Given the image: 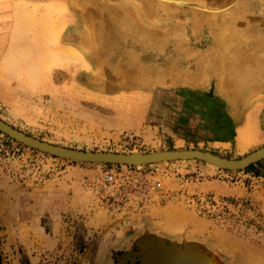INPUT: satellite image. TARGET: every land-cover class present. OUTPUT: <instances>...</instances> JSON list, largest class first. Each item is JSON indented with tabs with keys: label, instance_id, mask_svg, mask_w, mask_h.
I'll return each mask as SVG.
<instances>
[{
	"label": "rangeland",
	"instance_id": "rangeland-1",
	"mask_svg": "<svg viewBox=\"0 0 264 264\" xmlns=\"http://www.w3.org/2000/svg\"><path fill=\"white\" fill-rule=\"evenodd\" d=\"M163 1L169 14L142 0H0V119L82 151L202 150L238 160L263 148L264 86L238 99L223 91L206 67L215 40L202 44L194 30L198 0ZM255 9L251 23L264 27V7ZM108 10L134 32L179 38L185 56L177 40L161 53L135 46L140 65L127 73L120 53L132 46L110 49L97 26ZM32 17L31 28H15ZM110 166L0 131V264H137L144 254H158L157 264H264V160L240 171L201 161L143 166L162 189L138 211L115 209L101 191Z\"/></svg>",
	"mask_w": 264,
	"mask_h": 264
},
{
	"label": "bare ground",
	"instance_id": "bare-ground-1",
	"mask_svg": "<svg viewBox=\"0 0 264 264\" xmlns=\"http://www.w3.org/2000/svg\"><path fill=\"white\" fill-rule=\"evenodd\" d=\"M142 1L144 2L142 6L145 10L156 11L162 8L167 11L166 14L170 13L168 12L170 7L163 0ZM221 1L223 0H216V2L198 0L199 9L190 10V13L195 18L194 30L200 43H206L205 38H210L211 36H213L211 39L215 40L213 42L214 45L209 49L213 55L208 57L206 61V67L209 68L207 71L213 70L216 77L220 78L219 83L222 90L233 93L235 98L238 99L253 89L264 86V34L262 33V28L264 27L251 23L260 19L259 13L255 8L257 5L264 7V0H227L229 2L225 5H221ZM228 6L231 7L228 8ZM173 11L175 13L182 12L179 8H175ZM108 12L104 21L101 24L97 23V26L107 32L106 43L110 49L116 48L117 45L120 46V43L123 42L132 46L120 53L124 60V71L127 73L135 71L140 65L139 55L134 48L135 46L140 48L141 46L150 47L161 53L164 46L172 42H169V40H177L178 45L175 46V50L185 56L187 43H183L179 38H156L155 34L145 28H140L141 30L134 32V24H130L128 18L126 24L124 17L121 18V16H124L123 14H114V11L111 10H108ZM92 15L93 12H90L89 16L91 17ZM23 19L25 18H21L17 22L18 27L15 26L17 30L19 27H22V30L29 29L31 25L37 23L35 17L29 20L25 19V21ZM188 40L190 41V39ZM181 57L178 58V63H180ZM175 68L173 67V69ZM183 75L185 78L187 77V75ZM208 164L213 168L220 167L212 163ZM100 165L108 166L106 164Z\"/></svg>",
	"mask_w": 264,
	"mask_h": 264
},
{
	"label": "water",
	"instance_id": "water-1",
	"mask_svg": "<svg viewBox=\"0 0 264 264\" xmlns=\"http://www.w3.org/2000/svg\"><path fill=\"white\" fill-rule=\"evenodd\" d=\"M0 131L10 136L14 140L41 152L63 159L92 164L142 167L146 165L168 162L201 161L215 164L217 166H220V168L226 170L240 171L264 160V148L240 160L223 158L219 155L202 150H172L152 153H114L100 151H82L58 146L39 140L35 137L29 136L24 132L17 130L16 128L12 127L1 119ZM171 254L176 257H173V259L182 260L176 254ZM169 255L164 256V261L170 260L169 258L171 256ZM190 261H192V263L195 262L194 259L189 260V262Z\"/></svg>",
	"mask_w": 264,
	"mask_h": 264
},
{
	"label": "built area",
	"instance_id": "built-area-1",
	"mask_svg": "<svg viewBox=\"0 0 264 264\" xmlns=\"http://www.w3.org/2000/svg\"><path fill=\"white\" fill-rule=\"evenodd\" d=\"M140 168L112 165L106 167L100 183L101 191L107 192L106 197L114 198L115 209L144 210L151 204L154 195L162 189L160 182H152L148 174ZM123 224L131 227V220L126 219Z\"/></svg>",
	"mask_w": 264,
	"mask_h": 264
},
{
	"label": "crops",
	"instance_id": "crops-1",
	"mask_svg": "<svg viewBox=\"0 0 264 264\" xmlns=\"http://www.w3.org/2000/svg\"><path fill=\"white\" fill-rule=\"evenodd\" d=\"M157 259H159L158 254L156 255H150V254H144L141 258H140V263L137 264H155L154 261H157ZM162 260H164L165 258H160ZM157 263V262H156Z\"/></svg>",
	"mask_w": 264,
	"mask_h": 264
}]
</instances>
